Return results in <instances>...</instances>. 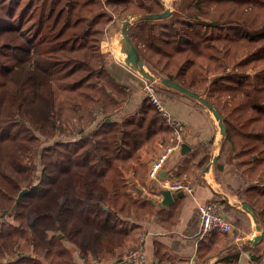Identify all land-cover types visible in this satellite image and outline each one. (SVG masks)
I'll list each match as a JSON object with an SVG mask.
<instances>
[{"label": "trees", "instance_id": "trees-1", "mask_svg": "<svg viewBox=\"0 0 264 264\" xmlns=\"http://www.w3.org/2000/svg\"><path fill=\"white\" fill-rule=\"evenodd\" d=\"M186 6L191 18L167 20L169 10L128 22L133 14L163 12L162 0H0V259L7 257L0 264H73L61 258L71 252L62 238L36 229L65 220L71 198L81 205L68 240L84 248L76 236L89 233L94 251H109L100 258L121 255L114 249L121 245V253L125 243L117 212L135 202L126 174L142 173L144 152L158 153L172 135L166 142L157 136L172 130L143 92L133 114L111 118L128 90L108 74L101 51L117 20L128 22L127 35L153 75L205 93L225 131L215 168L236 166L264 243V0ZM155 89L162 99L183 94L163 84ZM238 225L249 230L246 218ZM262 253L264 246L252 258L259 262Z\"/></svg>", "mask_w": 264, "mask_h": 264}, {"label": "crops", "instance_id": "crops-1", "mask_svg": "<svg viewBox=\"0 0 264 264\" xmlns=\"http://www.w3.org/2000/svg\"><path fill=\"white\" fill-rule=\"evenodd\" d=\"M121 25L122 22L119 20L113 21L109 24L106 36L101 40V43L103 42L101 51L108 74L128 89L124 90L126 102L111 116L118 121L133 114L144 99L141 89L144 76L127 64L121 53L118 54L115 50L114 40H117V32ZM163 102L170 114L185 126V137L181 143H186L188 147L183 150L180 147L171 152L163 169L164 175L157 180H149L144 173L156 154L153 148L142 155L146 166L142 173L126 174L125 189L135 202L131 200L125 202L122 211L117 212V216L122 220L125 243L121 253H118L121 245L114 247L115 255L134 247L142 237L146 256L144 264H255L254 262L264 264V253L261 254L263 262L252 258L256 249L259 253L262 252L261 245L264 246V243L259 242L262 233L254 228L252 209L244 203L242 196L244 186L238 178L236 166L232 165L231 172L215 168L224 136L219 132L217 118L205 104L196 98L191 99L184 93L164 98ZM171 135L167 129L156 139L166 142ZM160 149L161 147H157V150ZM213 158L216 160L212 161ZM208 163L211 164L205 171ZM161 179L184 180L193 187V191L190 194L183 191V196L165 203L161 194L163 190L159 182ZM236 197L240 202H234ZM210 200L218 202L223 209L227 204L230 211L226 210L233 229L235 224H241L246 218L249 230L241 231V226L238 225L239 235L235 229L228 233L212 232L200 235L198 206ZM244 205L247 209L250 208L249 211ZM238 210H243L244 212H241L244 216L238 213ZM62 239L63 243L71 244L69 247L67 244L62 245L66 250L71 249L75 260L82 252L87 256L86 264H107L115 259L97 258L101 253H109L105 246L98 251H94L92 245L81 250L66 236ZM230 252L238 253L236 260L223 259Z\"/></svg>", "mask_w": 264, "mask_h": 264}, {"label": "built area", "instance_id": "built-area-1", "mask_svg": "<svg viewBox=\"0 0 264 264\" xmlns=\"http://www.w3.org/2000/svg\"><path fill=\"white\" fill-rule=\"evenodd\" d=\"M156 83L157 80L145 76L141 84V89L144 96L154 105L168 123L172 130V136L169 143L161 148L159 153L150 161L146 175L149 180L159 179L160 175L158 171L165 169V164L171 152L181 147V142L186 132L185 126L166 109L162 97L155 89ZM159 182L163 188L169 190H183L187 194L193 191V187L188 182L181 179H161ZM198 216L200 235L210 232L228 233L232 230L231 222L222 211L221 205L216 201L210 200L200 204L198 206ZM145 261L146 256L143 248V238L140 237L134 247L127 249L119 257L111 260L107 264H142Z\"/></svg>", "mask_w": 264, "mask_h": 264}, {"label": "water", "instance_id": "water-1", "mask_svg": "<svg viewBox=\"0 0 264 264\" xmlns=\"http://www.w3.org/2000/svg\"><path fill=\"white\" fill-rule=\"evenodd\" d=\"M169 13V9H165L163 12L160 13H156V14H143V13H137V14H133L130 16V20L128 22H131L132 19H136V18H142V17H164ZM126 20L122 23L121 27L118 29L117 32V39L119 41V46H120V53H121V57L122 59L129 64L131 67L135 68V70H137V72H139L140 74H142L143 76H148L151 77L153 79H157V81H159L161 84L170 87V88H174L180 92H183L184 94H187L189 96H192L193 98L198 99L200 102H202L203 104H205L207 107H209L212 112L213 115L217 118L218 120V124H219V132L224 135L225 131H224V127L222 125V123L219 120V116L216 112V110L208 103L206 102L202 97H200L198 94L182 87L181 85H179L176 82L173 81H167V79L162 78V77H156L154 76L149 68L146 66V64L143 62L142 58L139 56V54L136 52L134 45L131 41V39L128 37L127 35V23ZM187 144L186 143H181V150L187 148ZM216 160V158H213L212 161ZM211 163H208L205 166V171L209 169ZM158 174L160 176L164 175V171L163 170H159ZM27 191V189H23L22 190ZM22 192L19 193V195L16 198H19L20 194ZM162 196H163V201L165 203H170L173 199L177 198L178 196H183L184 192L183 190H179V191H171L167 188H163L162 190ZM246 205H244L245 207ZM253 221H254V228L257 231H260L262 233L261 228L256 224V221L253 217Z\"/></svg>", "mask_w": 264, "mask_h": 264}, {"label": "rangeland", "instance_id": "rangeland-1", "mask_svg": "<svg viewBox=\"0 0 264 264\" xmlns=\"http://www.w3.org/2000/svg\"><path fill=\"white\" fill-rule=\"evenodd\" d=\"M162 2H163V7L166 9H169L170 10V12H171V15L169 14V15H167V20H169L170 18H176V17H179V18H182V17H185V18H191L192 16H193V14H192V12L191 11H189L188 9H187V4H188V0H162ZM173 12V13H172ZM120 21V20H119ZM121 22V21H120ZM119 41H118V39L116 40H114V44H115V50H116V52L118 53V54H120V46H119ZM102 45H103V42L101 43V48H102ZM247 72H250V73H252V70L251 69H248L247 70ZM155 76V75H154ZM145 77V76H144ZM146 77H148V76H146ZM157 77V76H156ZM157 80V79H156ZM156 84H160L161 85V83L159 82V81H157V83ZM204 91H207L208 92V90H204ZM204 93V92H203ZM219 92H217V94H218ZM222 96L223 95H220V97L222 98ZM202 97H205V93L204 94H202ZM215 98V97H214ZM202 103V102H201ZM209 108V107H208ZM209 111L211 112V114L213 113L212 112V110L209 108ZM169 139V138H168ZM160 146H158V148H159ZM157 153V152H156ZM158 153H159V150H158ZM157 153V154H158ZM27 160V159H26ZM234 160H236V159H234ZM40 166V165H39ZM40 168V167H39ZM38 173H39V170H38ZM36 179H38V178H36ZM63 200H64V196H61L60 198H59V200H58V202H59V204H61L62 205V203H63ZM240 199L239 198H235L234 199V202H236V203H238V202H240L239 201ZM70 202H71V207L69 208V209H67V210H62V217H65L66 219L65 220H63V221H61V222H58V223H56V225H54V227H51L50 225L49 226H47V225H45L44 226V224H43V226H37L36 227V229H37V231L39 232V234L41 235V233H45V234H54V237H53V240H56V239H61V238H64V236H65V232H66V228H67V226L68 225H70L71 223H72V220H73V218H74V216L76 215V212H77V209L78 208H80V205H81V202L80 201H76L75 199H73V198H71L70 199ZM62 208H63V206H62ZM244 208V207H243ZM245 208L247 209V206H245ZM250 209V208H249ZM249 209H247L248 211H249ZM252 209V208H251ZM12 210V209H11ZM252 211V210H251ZM60 212V210H58L57 211V213H59ZM7 213V212H6ZM252 215V214H251ZM32 217V216H31ZM31 217H29V219H28V223H30L32 220H31ZM59 221V220H58ZM89 231V230H88ZM58 234H60V235H58ZM81 236V234H79V235H77L76 236V239H78L79 240V238H80V240L82 241V242H84L85 243V247L84 248H81L80 247V249L81 250H84V249H86L88 246H90L91 244L89 243V242H92V240H91V237H90V235H89V233L88 234H86V235H83L82 237H80ZM63 240V239H62ZM79 240V241H80ZM61 244H67L66 242L65 243H63V241L61 242ZM71 244L69 243V244H67L66 246H70ZM62 247H63V245H62ZM261 247H263V245H261ZM68 250H70L71 251V249H68ZM76 251V250H75ZM74 254L72 251L71 252H68V251H64L62 254H61V258L62 259H64V260H66V261H68V262H71V259H72V261L74 260V262H73V264H86L87 263V256H86V254L85 255H83V254H81V255H77V260H75V257L72 255V254ZM71 255V256H70ZM80 257V258H79ZM99 256H97V258H98ZM7 258V257H6ZM6 258H2V259H0V262L2 261V260H4V259H6ZM81 261H80V260ZM254 263H256V262H254ZM46 264V263H45Z\"/></svg>", "mask_w": 264, "mask_h": 264}]
</instances>
